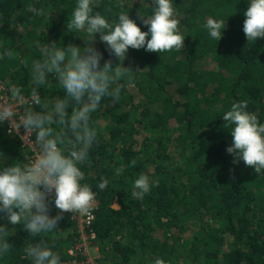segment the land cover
I'll return each mask as SVG.
<instances>
[{
  "label": "trees",
  "instance_id": "trees-1",
  "mask_svg": "<svg viewBox=\"0 0 264 264\" xmlns=\"http://www.w3.org/2000/svg\"><path fill=\"white\" fill-rule=\"evenodd\" d=\"M42 9L39 16L29 12ZM75 0H0V46L11 59L0 61V81L30 87V61L41 43L84 47L85 33L67 30ZM152 0H98L95 11L114 19L128 12L142 31L140 15L151 13ZM184 41L182 49L147 52L129 49L123 67L135 71L122 85L120 99L101 101L92 115L97 143L80 167L96 192L92 228L103 264H264V172L226 152L231 135L221 119L232 103L248 101V111L264 121V39L248 42L242 32L247 0H174ZM225 20L222 37L209 39L207 18ZM104 60L118 63L94 34ZM40 90L42 99L62 95L59 85ZM0 151L6 164L24 159L18 139L0 126ZM124 171L116 175L117 168ZM145 173L157 181L142 199L131 197L132 182ZM101 176L109 180L99 190ZM116 201L118 207L112 206ZM57 209L50 203V214ZM7 225L6 219L3 221ZM11 228V225H7ZM53 233L61 264H68L76 227L62 214ZM10 253L0 264H30L24 248L40 237L13 226Z\"/></svg>",
  "mask_w": 264,
  "mask_h": 264
},
{
  "label": "clouds",
  "instance_id": "clouds-1",
  "mask_svg": "<svg viewBox=\"0 0 264 264\" xmlns=\"http://www.w3.org/2000/svg\"><path fill=\"white\" fill-rule=\"evenodd\" d=\"M98 0H75L68 31L85 33L84 47L68 44L66 47L52 42L36 41L39 56L30 64L32 79L25 90L16 82L8 83L0 95V126H9L28 148L24 159L6 164L7 157L0 151V258L13 248L8 243L13 226L21 225L28 236L37 238L24 248L30 264H61V256L53 244L42 238L53 233L64 212L89 215L93 209L96 192L87 183L80 165L97 143V131L92 126V115L106 97L116 102L120 99L122 85L133 80L135 71L123 67L129 49L147 52H167L182 49L184 35L178 28L179 21L174 0H152L151 13L142 17V31L128 12H119L109 19L95 11ZM33 15L42 9L32 5L27 9ZM242 32L248 42L264 39V0H247ZM225 20L207 18L203 25L209 39L222 37ZM105 45V51L118 63L104 60L94 47V34ZM80 36V35H78ZM81 37V36H80ZM8 48L0 46V61L11 59ZM52 78L62 95L42 99L40 90L48 87ZM221 119L231 135L226 152L233 157V164L243 162L255 173L264 172V121L248 111V101L231 104ZM123 167L116 169L120 175ZM109 180L101 176L96 187L103 191ZM157 181L140 173L132 182L131 197L142 200ZM50 203L58 210L50 214ZM6 219L7 225L3 221ZM154 264H168L157 257Z\"/></svg>",
  "mask_w": 264,
  "mask_h": 264
},
{
  "label": "built area",
  "instance_id": "built-area-1",
  "mask_svg": "<svg viewBox=\"0 0 264 264\" xmlns=\"http://www.w3.org/2000/svg\"><path fill=\"white\" fill-rule=\"evenodd\" d=\"M7 84L4 81H0V95H3L2 89L6 88ZM6 124L7 133H9V126ZM14 135L21 146L24 148V152L28 150L25 147V143ZM25 157V156H24ZM98 206V200L95 198L93 209L89 215H80L77 213H68L69 221L74 223L76 227V236L74 243L71 245L67 253L69 255L68 264H103L98 261L99 253L98 247L95 244V233L92 228L94 220V211Z\"/></svg>",
  "mask_w": 264,
  "mask_h": 264
},
{
  "label": "water",
  "instance_id": "water-1",
  "mask_svg": "<svg viewBox=\"0 0 264 264\" xmlns=\"http://www.w3.org/2000/svg\"><path fill=\"white\" fill-rule=\"evenodd\" d=\"M112 206H113V207H115V208H117V207H118V204H117V202H116V201H114V202H113V204H112Z\"/></svg>",
  "mask_w": 264,
  "mask_h": 264
}]
</instances>
